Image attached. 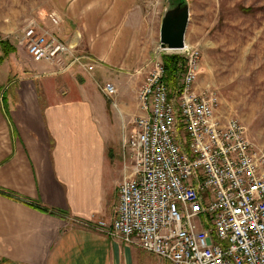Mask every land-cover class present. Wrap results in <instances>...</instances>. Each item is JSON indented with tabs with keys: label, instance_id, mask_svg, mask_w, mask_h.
<instances>
[{
	"label": "crops",
	"instance_id": "obj_1",
	"mask_svg": "<svg viewBox=\"0 0 264 264\" xmlns=\"http://www.w3.org/2000/svg\"><path fill=\"white\" fill-rule=\"evenodd\" d=\"M49 2L60 22L45 23L96 68L0 63V264H170L89 225L114 214L127 121L140 113L143 2Z\"/></svg>",
	"mask_w": 264,
	"mask_h": 264
},
{
	"label": "built area",
	"instance_id": "obj_2",
	"mask_svg": "<svg viewBox=\"0 0 264 264\" xmlns=\"http://www.w3.org/2000/svg\"><path fill=\"white\" fill-rule=\"evenodd\" d=\"M48 17L59 24L55 12ZM18 44L36 62L96 68L91 55L35 20ZM163 51L136 70L145 74L136 90L140 113L123 140L114 214L89 225L170 264H264V143L253 141L239 118L219 111L212 84H198V45L171 50L185 62L171 101ZM100 89L116 104L114 82Z\"/></svg>",
	"mask_w": 264,
	"mask_h": 264
},
{
	"label": "rangeland",
	"instance_id": "obj_3",
	"mask_svg": "<svg viewBox=\"0 0 264 264\" xmlns=\"http://www.w3.org/2000/svg\"><path fill=\"white\" fill-rule=\"evenodd\" d=\"M142 2L147 31L141 43L138 69L158 51L161 18L168 0ZM189 2L186 42L198 45L202 51L198 84H212L220 96L219 111L239 118L248 136L257 143H264V0ZM54 11L49 0H0V33L16 48L5 56L0 47V63L12 66L30 63L32 59L26 48L18 44V36L31 20L47 25L48 14ZM17 74L16 70L11 73ZM137 74L136 86L145 75ZM128 98L133 100L132 95ZM126 116L127 121L130 115ZM130 119L126 125L129 129ZM119 146L120 139L115 148Z\"/></svg>",
	"mask_w": 264,
	"mask_h": 264
},
{
	"label": "water",
	"instance_id": "obj_4",
	"mask_svg": "<svg viewBox=\"0 0 264 264\" xmlns=\"http://www.w3.org/2000/svg\"><path fill=\"white\" fill-rule=\"evenodd\" d=\"M189 21V0H168L161 18L159 48L164 51L183 49Z\"/></svg>",
	"mask_w": 264,
	"mask_h": 264
},
{
	"label": "trees",
	"instance_id": "obj_5",
	"mask_svg": "<svg viewBox=\"0 0 264 264\" xmlns=\"http://www.w3.org/2000/svg\"><path fill=\"white\" fill-rule=\"evenodd\" d=\"M0 47L5 56L16 50L11 43L4 39L0 33ZM2 59L4 56L1 57ZM1 59V60H2ZM163 61L165 65L164 81L169 88L170 100L174 101L180 92V80L185 70L184 58L180 54H164ZM181 124L179 123V126Z\"/></svg>",
	"mask_w": 264,
	"mask_h": 264
},
{
	"label": "bare ground",
	"instance_id": "obj_6",
	"mask_svg": "<svg viewBox=\"0 0 264 264\" xmlns=\"http://www.w3.org/2000/svg\"><path fill=\"white\" fill-rule=\"evenodd\" d=\"M169 51H171V50H169Z\"/></svg>",
	"mask_w": 264,
	"mask_h": 264
}]
</instances>
